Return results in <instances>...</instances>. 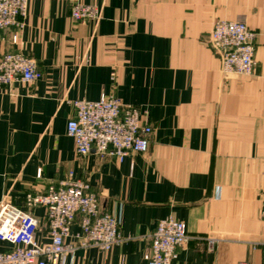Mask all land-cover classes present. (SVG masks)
Listing matches in <instances>:
<instances>
[{
	"label": "crops",
	"instance_id": "0c3cea01",
	"mask_svg": "<svg viewBox=\"0 0 264 264\" xmlns=\"http://www.w3.org/2000/svg\"><path fill=\"white\" fill-rule=\"evenodd\" d=\"M75 4L99 20L74 22ZM217 20L256 33L250 75L222 71L207 44ZM5 53L33 59L41 78L0 87V203L24 208L26 194L73 172L119 220L120 243L77 247L62 264H146L149 236L169 216L189 237L173 264H262L264 0H27L23 27L0 40ZM102 94L151 126L146 153L77 155L65 131L72 102ZM30 212L47 243L44 208ZM79 233L72 224L66 242L78 245Z\"/></svg>",
	"mask_w": 264,
	"mask_h": 264
},
{
	"label": "built area",
	"instance_id": "2783aa9c",
	"mask_svg": "<svg viewBox=\"0 0 264 264\" xmlns=\"http://www.w3.org/2000/svg\"><path fill=\"white\" fill-rule=\"evenodd\" d=\"M26 11L27 0H0V40L6 31L23 27ZM70 18L74 22H96L100 13L93 6L75 4L71 7ZM255 37L256 33L243 22L217 20L207 44L219 58L224 73L250 75ZM16 40V33H12V43ZM40 78L33 59L20 53H5L0 57V87L16 81L32 83ZM72 105L75 113L67 121L65 131L73 139L78 156L94 154L122 162L129 154L148 151L152 128L136 107L104 94L97 101L77 100ZM36 207L45 211L49 241L44 244L36 240L39 222L30 212ZM261 217L264 220V200ZM74 223L80 228V233L75 235L76 246L66 242ZM188 240L185 224L166 217L158 221L150 234L143 258L146 264H173L177 251L184 248ZM121 241L118 218L101 209L99 198L89 183L76 178L73 172L61 181L50 182L44 193L26 194L24 208L8 200L0 203V242L12 246L0 252V264H62L64 256L77 247L107 252ZM213 247L214 241L207 239V249Z\"/></svg>",
	"mask_w": 264,
	"mask_h": 264
}]
</instances>
